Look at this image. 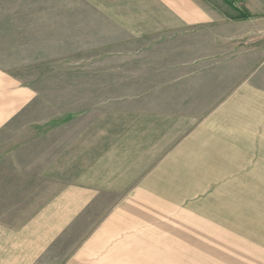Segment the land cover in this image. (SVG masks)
<instances>
[{
	"label": "rangeland",
	"instance_id": "obj_1",
	"mask_svg": "<svg viewBox=\"0 0 264 264\" xmlns=\"http://www.w3.org/2000/svg\"><path fill=\"white\" fill-rule=\"evenodd\" d=\"M87 7V0H0V38L13 36L5 26L12 24L22 39L3 69L35 92L3 130L0 154L39 147L47 164L61 168L62 185L100 193L90 215L40 264H62L118 204L128 216L110 227L119 232L114 243L125 246V264H264V165L203 172L197 157L168 164L173 147L213 110L187 107L185 99L198 94L183 91L181 81L173 85L171 46L135 44ZM39 27L51 43L23 44ZM221 72L217 88L225 95L241 75ZM232 162L212 158L217 165L209 168H235Z\"/></svg>",
	"mask_w": 264,
	"mask_h": 264
},
{
	"label": "crops",
	"instance_id": "obj_2",
	"mask_svg": "<svg viewBox=\"0 0 264 264\" xmlns=\"http://www.w3.org/2000/svg\"><path fill=\"white\" fill-rule=\"evenodd\" d=\"M87 1L86 13L90 14L89 8L101 22L134 37L135 44L171 46L168 56L172 55L174 63L169 69L177 78L173 85L181 81L183 91L198 94L185 99L187 107L213 110L173 147L168 164L197 163L203 172H250L253 166L264 165V0ZM8 25L13 36L0 38V138L35 97L31 87L21 85L12 72L3 69L9 66L2 62L14 60L22 43L21 36H15L20 28ZM40 29L36 37L28 31L23 44H50ZM231 69L241 80L236 79L222 95L217 88L221 71ZM24 147L0 154V264H40L57 242L90 215L100 195L91 187L62 185L61 168L55 162L46 163L44 149ZM186 157L198 161L186 162ZM212 158H233L229 166L235 168L210 169L217 165L211 163ZM118 205L101 215L99 224L62 264L126 263L125 246L114 243L119 232L110 227L128 216ZM7 216L22 220L14 223Z\"/></svg>",
	"mask_w": 264,
	"mask_h": 264
}]
</instances>
